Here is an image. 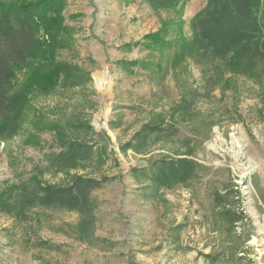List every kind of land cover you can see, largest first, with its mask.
<instances>
[{
    "label": "rangeland",
    "instance_id": "obj_1",
    "mask_svg": "<svg viewBox=\"0 0 264 264\" xmlns=\"http://www.w3.org/2000/svg\"><path fill=\"white\" fill-rule=\"evenodd\" d=\"M205 5H183L186 35ZM171 16L146 0H64L44 60L63 74L52 90L31 92L19 133L0 140V191L34 176L57 185L76 174L107 180L92 192L95 224L86 235L73 211L34 208L26 218L0 211V264H264V84L228 74L174 137L122 148L186 91L203 88L190 59L172 66L161 58L164 73L143 66L160 58L145 36ZM125 61L136 64L128 70ZM59 138L104 146L107 155L58 171L48 158ZM188 151L197 177L168 188L147 175L154 161ZM232 213L242 219L232 224Z\"/></svg>",
    "mask_w": 264,
    "mask_h": 264
},
{
    "label": "trees",
    "instance_id": "obj_2",
    "mask_svg": "<svg viewBox=\"0 0 264 264\" xmlns=\"http://www.w3.org/2000/svg\"><path fill=\"white\" fill-rule=\"evenodd\" d=\"M153 8L172 16L145 36L144 46L159 51L156 61L143 63L164 73L162 59L172 66L190 59L201 69L203 88L183 94L167 115L145 123L123 149L141 151L149 140L174 137L180 121L192 119L196 103L210 98L225 86L227 75H237L264 84V0H206V5L189 21L184 32L183 5L188 0H146ZM64 0H0V140L17 135L30 107L34 89L52 90L63 67L47 69V47L57 35L50 30L61 23L59 12ZM57 15L50 17L49 13ZM52 26V27H51ZM44 30V31H42ZM128 70L135 62H123ZM168 64V65H169ZM228 81V80H227ZM224 83V84H223ZM58 150L48 158L50 168L69 171L91 161L94 155L104 161L107 150L85 140L57 139ZM162 157L151 164L149 178L158 187L184 184L198 175V162L188 156ZM105 180L76 174L68 184L44 183L37 176L11 184L0 191V211L26 218L34 208L65 209L79 214L78 231L91 233L95 224L92 192ZM241 215L232 213L230 222Z\"/></svg>",
    "mask_w": 264,
    "mask_h": 264
},
{
    "label": "bare ground",
    "instance_id": "obj_3",
    "mask_svg": "<svg viewBox=\"0 0 264 264\" xmlns=\"http://www.w3.org/2000/svg\"><path fill=\"white\" fill-rule=\"evenodd\" d=\"M95 76H96L98 84L103 85L105 83V73L104 72L96 73ZM246 170L250 172V171L254 170V167L252 166L250 168H247Z\"/></svg>",
    "mask_w": 264,
    "mask_h": 264
},
{
    "label": "crops",
    "instance_id": "obj_4",
    "mask_svg": "<svg viewBox=\"0 0 264 264\" xmlns=\"http://www.w3.org/2000/svg\"><path fill=\"white\" fill-rule=\"evenodd\" d=\"M263 201H262V203H263V205H264V197H263V199H262ZM261 201V200H260Z\"/></svg>",
    "mask_w": 264,
    "mask_h": 264
}]
</instances>
